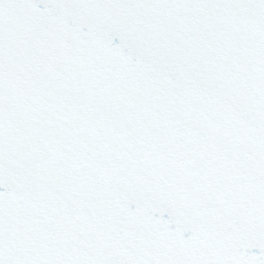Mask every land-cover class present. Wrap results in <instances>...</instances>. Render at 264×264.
Masks as SVG:
<instances>
[{
	"label": "snow or ice",
	"instance_id": "6c2138e0",
	"mask_svg": "<svg viewBox=\"0 0 264 264\" xmlns=\"http://www.w3.org/2000/svg\"><path fill=\"white\" fill-rule=\"evenodd\" d=\"M0 264H264V0H0Z\"/></svg>",
	"mask_w": 264,
	"mask_h": 264
}]
</instances>
